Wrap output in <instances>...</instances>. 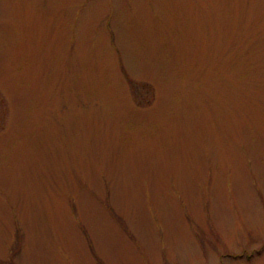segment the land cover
<instances>
[{
    "label": "rangeland",
    "instance_id": "374dc122",
    "mask_svg": "<svg viewBox=\"0 0 264 264\" xmlns=\"http://www.w3.org/2000/svg\"><path fill=\"white\" fill-rule=\"evenodd\" d=\"M0 264H264V0H0Z\"/></svg>",
    "mask_w": 264,
    "mask_h": 264
}]
</instances>
